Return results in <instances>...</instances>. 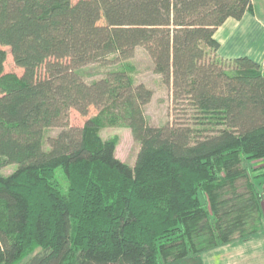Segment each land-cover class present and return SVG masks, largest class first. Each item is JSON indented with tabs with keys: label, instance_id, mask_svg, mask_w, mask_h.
<instances>
[{
	"label": "trees",
	"instance_id": "obj_1",
	"mask_svg": "<svg viewBox=\"0 0 264 264\" xmlns=\"http://www.w3.org/2000/svg\"><path fill=\"white\" fill-rule=\"evenodd\" d=\"M252 0H0V264H173L264 229V70L218 56ZM143 48L188 122L152 125ZM90 64L110 68L87 82ZM118 64L120 66H118ZM41 69L45 70L41 76ZM69 124L70 111L88 116ZM106 127L139 141L132 166ZM61 128L45 140V131ZM67 180L62 183L57 170ZM38 250V251H37ZM32 255V256H31Z\"/></svg>",
	"mask_w": 264,
	"mask_h": 264
},
{
	"label": "rangeland",
	"instance_id": "obj_2",
	"mask_svg": "<svg viewBox=\"0 0 264 264\" xmlns=\"http://www.w3.org/2000/svg\"><path fill=\"white\" fill-rule=\"evenodd\" d=\"M77 2L78 0H72ZM261 1L257 2L260 4ZM232 43V39H231ZM6 51V59L4 64V74H12L21 76L23 69L16 65L10 47L0 46ZM127 64L132 66V76L137 84L143 83L148 88L152 89L153 97L151 101L144 106V112L147 116L149 123L156 126H161L168 121H177L185 123L189 121L191 111L183 104L174 105L172 100V90L163 82L160 74L155 72V66L152 58L141 47L137 48L135 56L127 61ZM118 66H120L118 64ZM115 68L117 65L101 66L98 64H90L81 69V72L87 82L99 79L105 75L110 68ZM41 76H44L45 70L41 69ZM98 113V110L92 108L88 116H82L77 110L70 111L69 124L71 126L82 127L84 126L88 117H92ZM61 131V128H49L45 131V140L49 137L56 136ZM99 136L103 139L117 138L118 144L116 147V156L130 164L134 165L137 160V155L140 149V143L137 141L130 129L126 127H106L99 131ZM264 165V160H257L254 162V167L260 168ZM17 168L16 164H8L0 168V176H9ZM258 172H264V168ZM58 176L62 183L66 185L67 180L61 169L57 170ZM38 251V250H37ZM32 256V255H31ZM192 264H214L213 259L205 258L198 260Z\"/></svg>",
	"mask_w": 264,
	"mask_h": 264
},
{
	"label": "crops",
	"instance_id": "obj_3",
	"mask_svg": "<svg viewBox=\"0 0 264 264\" xmlns=\"http://www.w3.org/2000/svg\"><path fill=\"white\" fill-rule=\"evenodd\" d=\"M259 1L261 3L257 4ZM215 38L220 43L219 57L234 59L247 56L264 70V0H252V10L240 20L228 19L217 29ZM261 198L264 221V189ZM205 258L213 259L214 264H264V229L248 239H236L200 257L186 258L173 264H192Z\"/></svg>",
	"mask_w": 264,
	"mask_h": 264
}]
</instances>
